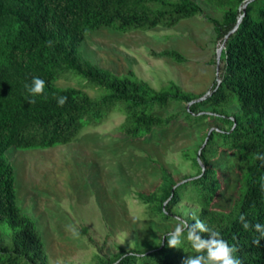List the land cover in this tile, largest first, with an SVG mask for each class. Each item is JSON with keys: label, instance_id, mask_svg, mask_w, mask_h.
Listing matches in <instances>:
<instances>
[{"label": "trees", "instance_id": "16d2710c", "mask_svg": "<svg viewBox=\"0 0 264 264\" xmlns=\"http://www.w3.org/2000/svg\"><path fill=\"white\" fill-rule=\"evenodd\" d=\"M211 1L223 8L221 19H210L224 44L220 80L199 101L175 82L156 90L133 73L118 75L100 67L80 51L86 37L101 29L173 28L202 12L195 0H0V264H48L42 234L18 203L15 168L6 152L71 143L85 126L100 124L115 111L125 116L119 131L131 140L148 138L180 117L190 125L209 120L226 127L204 133L203 146L186 153L196 175L180 183L162 169V182L139 199L150 219L170 223H177L173 210L182 200L196 204L199 211L185 221L194 224L196 217L219 232L239 249L235 255L242 264H264V240L254 245L259 234L239 222L244 214L251 224H264V162L255 156L264 154V0ZM160 56L185 61L175 50ZM66 75L85 83L59 86ZM33 77L45 81L43 95L32 97L25 88ZM88 87L100 96L89 95ZM60 96L68 97L63 107L55 98ZM172 102L190 106L182 115H162ZM232 104L239 108L234 117L224 111ZM207 105L210 111L198 110ZM219 164L238 179L237 198L228 210L216 205L228 181ZM168 233L152 249L96 258L100 264H183L197 255L186 234L179 248L168 247Z\"/></svg>", "mask_w": 264, "mask_h": 264}, {"label": "rangeland", "instance_id": "374dc122", "mask_svg": "<svg viewBox=\"0 0 264 264\" xmlns=\"http://www.w3.org/2000/svg\"><path fill=\"white\" fill-rule=\"evenodd\" d=\"M195 1L202 12L173 28L128 33L101 29L86 37L80 51L100 67L118 75L133 73L156 90L175 82L185 92L205 99L220 80L218 56L224 44L210 19H221L223 8L211 0ZM166 50L179 52L185 61L160 56ZM84 83L83 78L71 75L57 82L73 87ZM85 90L94 98L100 96L95 88ZM189 106L172 102L161 114L182 115ZM224 111L234 117L239 108L232 104ZM124 119L123 113L115 111L100 124L85 126L71 143L6 152L15 168L18 203L42 234L48 264H100L96 257L155 247L176 223L150 219L139 194L151 193L162 182V169L180 183L196 175L186 153L203 146L204 133L209 130H226L218 122L190 125L180 117L148 138L131 140L119 131ZM218 167L228 181L216 205L228 210L237 198L238 179L230 177L231 172L221 164ZM173 211L186 220L199 207L182 200ZM69 225L78 229V237L66 231ZM2 231L8 232L5 225Z\"/></svg>", "mask_w": 264, "mask_h": 264}, {"label": "clouds", "instance_id": "9594fccd", "mask_svg": "<svg viewBox=\"0 0 264 264\" xmlns=\"http://www.w3.org/2000/svg\"><path fill=\"white\" fill-rule=\"evenodd\" d=\"M51 45L52 42L49 41L48 46ZM25 88L32 97L43 95L45 81L39 77H33L31 84H25ZM55 98L59 107H63L68 101L66 96ZM29 103H35V100H30ZM255 156L256 159L264 162V154L256 153ZM176 219L175 227L167 234L168 247L179 248L183 243L182 237H185L186 234V240L190 243L193 251L197 253V255H189L183 264H242L239 257L235 255L239 249L235 245H229L219 232L211 230L203 221L193 217L195 223L189 224L179 217ZM239 222L246 231L251 228L259 234L258 237L253 238V244L259 247L260 241L264 240V224L253 225L244 214L239 216ZM66 231H69L74 238L79 236V231L75 226H67Z\"/></svg>", "mask_w": 264, "mask_h": 264}, {"label": "water", "instance_id": "95a60500", "mask_svg": "<svg viewBox=\"0 0 264 264\" xmlns=\"http://www.w3.org/2000/svg\"><path fill=\"white\" fill-rule=\"evenodd\" d=\"M243 11H244V12L246 11V6L243 8ZM240 21H241V19H240ZM240 21H239V22H240ZM236 28H237V27H236ZM222 50H223V48L219 51L218 61L220 60V55H221ZM200 100H204V99H199V101H200Z\"/></svg>", "mask_w": 264, "mask_h": 264}]
</instances>
